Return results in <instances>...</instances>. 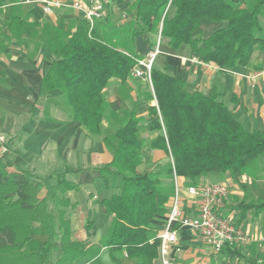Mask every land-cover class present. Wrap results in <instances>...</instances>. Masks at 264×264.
I'll list each match as a JSON object with an SVG mask.
<instances>
[{
  "label": "trees",
  "instance_id": "trees-1",
  "mask_svg": "<svg viewBox=\"0 0 264 264\" xmlns=\"http://www.w3.org/2000/svg\"><path fill=\"white\" fill-rule=\"evenodd\" d=\"M169 3L135 0L128 9L130 21L121 28L108 19L96 20L93 28L85 19L74 30L57 28L52 38L56 60L42 81V92H62L72 119L101 138L112 154L111 162L98 169L104 179L120 183L118 193L102 201L112 217L103 245L113 254L125 250L131 264H154L158 258L160 242L153 233L159 234L170 213L174 171L182 187L199 186L209 175H229L238 183L264 156V132L246 130L216 89L207 95L192 88L167 63L158 68L155 61L152 93L143 102L119 114L109 111L104 90L111 80L124 84L133 76L142 57L132 55L131 46L145 33L155 47L162 28L161 48L185 47L219 68L247 69L256 51L264 57V0H177L168 10ZM203 20L227 25L205 37ZM106 118L114 132L104 134ZM155 152L170 160V190L161 189L160 174L141 169L148 161H162L153 160ZM78 189L64 173L50 183L0 159V264H82L88 252L73 241L67 215L73 204L66 195ZM258 209L264 210V203Z\"/></svg>",
  "mask_w": 264,
  "mask_h": 264
},
{
  "label": "crops",
  "instance_id": "crops-1",
  "mask_svg": "<svg viewBox=\"0 0 264 264\" xmlns=\"http://www.w3.org/2000/svg\"><path fill=\"white\" fill-rule=\"evenodd\" d=\"M44 1L0 0V136L7 139L3 149L10 163L22 166L41 179L64 173L67 180L79 186L66 196L73 204L67 212L72 239L82 242L88 252L82 264H131L125 250L113 254L102 244L109 235L104 232L112 222L102 201L116 192L111 181L104 179L98 169L111 162L112 154L101 139L87 134L72 119L62 92H42L43 78L56 60L52 45L55 31L58 28L60 32L61 27L64 31L70 27L74 30L77 21L84 19L83 12L52 6L49 12ZM47 1L72 4L77 0ZM80 1L87 3V0ZM134 1L110 0L102 20L108 19L118 28L124 27L130 21L128 9ZM226 25V22L214 24L203 20L204 36ZM261 29L264 37V9ZM151 39L147 33L138 37L131 46L132 55L145 58L154 48ZM162 56L173 75L187 81L192 88L207 95L216 89L220 100L227 104L229 101V109L246 130L264 132V57L258 51L249 68L231 70L206 64L185 47L171 50L163 46ZM256 68L263 70L256 71ZM142 81L134 76L124 84L111 80L104 90L110 110L119 114L122 108L128 109L122 105L143 102L144 94L152 93V89L142 92L136 85ZM107 119L103 122L104 134L108 130L114 132ZM152 158L161 160L163 154L155 152ZM249 167L252 169H247L238 183L226 175L216 176L212 183L199 186L216 183L229 186V196L219 207V213L251 232L252 242L226 247L217 253L190 231L181 230L173 264H189L191 260L193 264H246L247 260H264V210L258 209L264 203V156ZM90 186L99 189L100 193H96L102 197L100 204L96 202L97 196L92 197L94 192ZM185 188L183 210L187 215H195L197 200L190 198ZM157 225L154 228L157 229ZM157 236L158 231L154 230L153 238ZM229 249L235 254L224 252ZM154 264H161L159 255Z\"/></svg>",
  "mask_w": 264,
  "mask_h": 264
},
{
  "label": "built area",
  "instance_id": "built-area-1",
  "mask_svg": "<svg viewBox=\"0 0 264 264\" xmlns=\"http://www.w3.org/2000/svg\"><path fill=\"white\" fill-rule=\"evenodd\" d=\"M177 0H170V6ZM47 4L46 11L52 7H66L80 10L83 18L93 28L96 20L104 18L105 10L110 6V0H87V3L77 0L72 4L61 2L44 1ZM52 6V7H51ZM161 31L156 46L143 59L137 60L133 76L147 82L152 89L151 70L162 54ZM174 196L169 215L165 218L157 239L160 242L158 255L161 264H173L174 255L178 252V234L181 230H188L199 240L211 248L214 252H221L224 248H234L250 244L253 240L251 232L244 226L237 225L230 218L219 213V207L229 196V186L223 183L210 184L206 186L186 187V194L197 200L195 215H187L183 210L184 187L180 186L174 171Z\"/></svg>",
  "mask_w": 264,
  "mask_h": 264
},
{
  "label": "rangeland",
  "instance_id": "rangeland-1",
  "mask_svg": "<svg viewBox=\"0 0 264 264\" xmlns=\"http://www.w3.org/2000/svg\"><path fill=\"white\" fill-rule=\"evenodd\" d=\"M164 62H165V60H164V56H160L157 60H156V63H155V66L156 67H158V68H162V66H163V64H164ZM137 86H139L138 88H140V90L142 91V92H148V91H150V85L149 84H147V82H145V81H142V82H138L137 84H136ZM146 94L147 93H145L144 94V96H146ZM227 104V103H226ZM227 105H229V101H228V104ZM133 106H134V104H129V102H128V104L126 105V106H124V105H122V107H125V108H128L127 110H131L132 108H133ZM121 110H123V108L121 109ZM109 111H110V108H109ZM107 121H108V119H107ZM107 131H105V133H106ZM6 137H1L0 136V159L2 160V161H4L5 163H10V161H8V159L6 158V151L3 149L4 148V146L6 145V142H7V139H5ZM96 140H100L101 138H99V137H94ZM151 154H149V156H150ZM169 167H170V160L169 159H167V158H164V159H162V161H160V162H158V163H152V162H150V161H148L147 163H145L144 164V167H141V169H143V170H147V171H153V172H156L159 176V179H160V181L162 182L161 183V189H164V190H170L171 189V186H172V184H171V182H172V178L168 175V173H167V171H168V169H169ZM250 169H252V167H249L248 168V171L250 170ZM45 177H47V178H45ZM44 178L46 179V180H49L50 181V183L51 182H54L55 181V178L56 177H49L48 178V176H45ZM206 179H204V181L203 180H201L200 182L202 183V184H205V182H207V184L208 183H212L213 181H214V179L216 178V176H214V175H209L208 177H205ZM114 179H111L110 181H111V185L113 186L112 187V189H113V191H115L116 193H118V191H119V186H120V183L118 182V181H113ZM207 180V181H206ZM36 181V180H35ZM36 182H38V180L36 181ZM91 187V186H90ZM90 190H92L93 192V195H92V197H94V196H97L98 197V199L96 200V202H98V204H100L101 202V199H102V197L98 194V193H96V192H99L100 193V191H99V189L97 188V187H91V188H89ZM45 193H46V189L45 188H41V196H44L45 195ZM110 226H112V222H111V224L109 225V227ZM107 228L105 231L106 232H104V234H107V233H109L110 232V228ZM102 229V228H101ZM102 233V230L100 231V234ZM102 244H103V242H102ZM179 254H181V253H179ZM189 264H193V262H192V260H191V262H189Z\"/></svg>",
  "mask_w": 264,
  "mask_h": 264
}]
</instances>
